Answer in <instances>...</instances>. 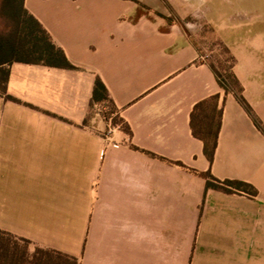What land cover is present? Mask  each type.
Here are the masks:
<instances>
[{"label": "crops", "instance_id": "obj_1", "mask_svg": "<svg viewBox=\"0 0 264 264\" xmlns=\"http://www.w3.org/2000/svg\"><path fill=\"white\" fill-rule=\"evenodd\" d=\"M24 5L74 69L10 66L17 101L0 96V231L28 241L30 253L80 264H264V134L168 20L186 0ZM259 34L232 49L233 74L264 124ZM97 78L129 131L111 123L108 133L92 113ZM214 95L222 118L209 163L190 115ZM207 171L251 185L256 197L206 190L196 173Z\"/></svg>", "mask_w": 264, "mask_h": 264}, {"label": "trees", "instance_id": "obj_2", "mask_svg": "<svg viewBox=\"0 0 264 264\" xmlns=\"http://www.w3.org/2000/svg\"><path fill=\"white\" fill-rule=\"evenodd\" d=\"M25 0H0V18L5 22L4 31H0V96L7 101H17L7 93L10 66L13 63L42 65L46 67L74 69L65 53L57 47L49 33L40 22L25 8ZM217 82L225 93H233L238 103L244 108L257 129L264 134V124L256 117L242 96V88L234 74L232 79L237 90H231L220 75L210 67ZM219 95L211 96L196 104L190 115V126L195 138L204 145V156L209 163L213 162L217 148L218 134L221 128L222 109L218 107ZM113 104L103 82L97 78L92 94V106L96 103ZM114 125H121L126 131L123 121L118 117ZM150 154V153H149ZM151 155V154H150ZM172 163V162H171ZM175 164V163H172ZM184 168L182 164H175ZM206 182V190H214L227 195L256 197V190L249 184L237 180H219L210 171L196 173ZM12 235L0 231V264H80L77 259L63 254L35 249L29 255L28 248L20 253L14 246ZM27 246L29 242L22 240Z\"/></svg>", "mask_w": 264, "mask_h": 264}, {"label": "rangeland", "instance_id": "obj_3", "mask_svg": "<svg viewBox=\"0 0 264 264\" xmlns=\"http://www.w3.org/2000/svg\"><path fill=\"white\" fill-rule=\"evenodd\" d=\"M264 10V0H186L185 11L179 16L171 12L168 20L178 23L182 32L197 47L203 61L220 75L222 81L231 89L237 90L232 79L235 57L233 48L242 47L244 36L257 37L264 33L254 22L260 21ZM5 22L0 18V31ZM92 113L108 121L117 119L110 103H96ZM14 248L20 253L30 249L22 240H13ZM29 255L31 253L29 252Z\"/></svg>", "mask_w": 264, "mask_h": 264}, {"label": "built area", "instance_id": "obj_4", "mask_svg": "<svg viewBox=\"0 0 264 264\" xmlns=\"http://www.w3.org/2000/svg\"><path fill=\"white\" fill-rule=\"evenodd\" d=\"M111 120H112V118H110V119L108 120V122H109V124H110V128L108 129V133H112V132L114 131V128H113V126H112V124H111Z\"/></svg>", "mask_w": 264, "mask_h": 264}]
</instances>
